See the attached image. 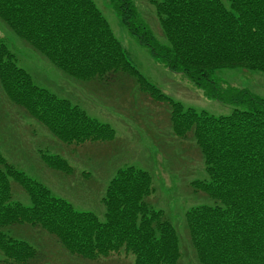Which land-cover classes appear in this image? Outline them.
I'll return each mask as SVG.
<instances>
[{
  "label": "trees",
  "instance_id": "obj_1",
  "mask_svg": "<svg viewBox=\"0 0 264 264\" xmlns=\"http://www.w3.org/2000/svg\"><path fill=\"white\" fill-rule=\"evenodd\" d=\"M146 1L164 42L153 35L131 0H107L156 62L184 76L204 98L234 106L230 115L184 109L163 95L130 64L93 0H0V22L57 71L91 90H134L167 105L173 136L191 141L203 162L206 179L192 182V191L212 202L184 215L196 264H264V98L216 76L233 69L264 75V0ZM0 90L64 145L114 137L107 125L35 86L1 40ZM40 156L48 168L70 171L59 156ZM12 183L30 206L13 201ZM151 193L149 174L133 167L118 170L102 199L100 222L53 197L0 154V264L41 261L34 244L8 234L14 231L46 234L79 260L123 251L134 257L133 264H177V230L149 204Z\"/></svg>",
  "mask_w": 264,
  "mask_h": 264
},
{
  "label": "rangeland",
  "instance_id": "obj_2",
  "mask_svg": "<svg viewBox=\"0 0 264 264\" xmlns=\"http://www.w3.org/2000/svg\"><path fill=\"white\" fill-rule=\"evenodd\" d=\"M131 1L153 35L164 42L152 7L146 0ZM93 2L130 64L163 95L197 112H206L215 117L231 114L234 106L204 98L184 76L170 73L156 62L148 49L139 45L126 31L107 0ZM0 39L14 55L17 66L30 75L34 85L59 99L70 101L89 117L109 125L115 132V138L109 144L88 141L84 145H64L42 125L9 103L0 90V154L8 164L42 184L53 197L67 201L77 211L95 214L100 221H103L105 212L101 200L116 171L132 166L147 172L152 178L153 187L149 204L156 211L163 212L177 230L180 249L177 264H196L186 237L184 215L191 208L210 206L212 202L204 195L195 196L189 189L192 182L206 179L204 166L191 144L181 143L172 135L167 115L169 107L155 106L145 94H140V98L136 92L121 93L115 87L112 91L114 94H100L103 92L98 89L91 91L89 85L86 89L53 68L1 22ZM216 76L264 98V75L261 73L233 69L221 70ZM144 98L145 102L141 100ZM172 138L177 144L170 143ZM40 154L60 156L70 171L65 174L48 168ZM11 189L13 201L30 206L29 198L19 186L12 183ZM8 234L16 239L22 238L11 232ZM38 238L48 255L46 263L49 264H132L134 259L120 251L99 261L79 262L67 257L53 242L40 236Z\"/></svg>",
  "mask_w": 264,
  "mask_h": 264
}]
</instances>
